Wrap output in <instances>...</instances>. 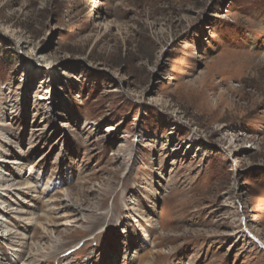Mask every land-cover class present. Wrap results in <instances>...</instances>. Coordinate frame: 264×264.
Returning a JSON list of instances; mask_svg holds the SVG:
<instances>
[{
	"label": "rangeland",
	"instance_id": "374dc122",
	"mask_svg": "<svg viewBox=\"0 0 264 264\" xmlns=\"http://www.w3.org/2000/svg\"><path fill=\"white\" fill-rule=\"evenodd\" d=\"M1 125L14 249L264 264V0H0Z\"/></svg>",
	"mask_w": 264,
	"mask_h": 264
},
{
	"label": "bare ground",
	"instance_id": "6f19581e",
	"mask_svg": "<svg viewBox=\"0 0 264 264\" xmlns=\"http://www.w3.org/2000/svg\"><path fill=\"white\" fill-rule=\"evenodd\" d=\"M48 56V55H45ZM48 58V57H47ZM53 59H48L46 65L44 66H49V61H51L50 65L54 66L55 63L54 61H52ZM61 75H63V73H60ZM8 108L6 107L5 113L6 115H8L7 113ZM44 114V113H43ZM5 115V116H6ZM3 117V116H2ZM44 117V116H43ZM48 119V118H47ZM8 125V124H7ZM7 125H1V131H3ZM37 136V135H36ZM5 143V142H3ZM13 145V144H12ZM6 150L0 149V154H4ZM9 162H5V161H0V165H1V169H9L10 165ZM4 165H8V166H4ZM28 166V165H27ZM1 172V171H0ZM13 174H10L8 179L5 181L4 179L0 178V184H3L4 182H13L14 181V177H12ZM5 177H7V175L5 174ZM172 177V176H171ZM129 178V177H128ZM31 179V178H30ZM131 182V181H130ZM134 182V181H133ZM124 183V182H123ZM167 183V181H166ZM11 184V183H10ZM168 184V183H167ZM134 185V184H133ZM34 187V186H33ZM4 188V187H3ZM7 189H5L7 194H13V190L18 191V192H22L24 189H32L31 186L27 185L21 189H14L13 185H8V187H6ZM17 188V186L15 187ZM129 188V187H128ZM183 188V187H182ZM0 191H3L2 188H0ZM12 190V191H11ZM27 192V191H26ZM30 192H33L32 190ZM40 192V191H39ZM109 192V191H108ZM174 193V192H173ZM177 193V192H176ZM1 194V192H0ZM21 194V193H20ZM34 194V193H33ZM36 194V193H35ZM40 194V193H39ZM6 195V194H5ZM19 195V194H18ZM174 195V194H173ZM0 196H4L0 195ZM16 196V195H15ZM6 197V196H5ZM18 198V197H17ZM183 198V197H182ZM126 197H124L123 200H125ZM10 200V199H9ZM19 200V199H18ZM182 201V199L180 200ZM24 202V201H22ZM116 202V204H115ZM115 202H114V206L110 212V216L109 219L106 220V226L105 229L106 231H104V234L106 233H110V232H114L115 230L118 229L119 225L121 224V221L123 219H125L124 216V212L130 210L129 204L126 201H122V203H120V205H118V199L117 197H115ZM181 203V202H180ZM225 203V202H224ZM18 206V205H17ZM8 208V207H7ZM6 209V208H5ZM4 209V210H5ZM77 209V208H76ZM183 209V208H182ZM24 213L22 210L21 211H17V209H9L5 210V211H0V264H32L31 262L36 258H40L38 260L37 264H44V263H49V264H79L77 261L80 260L79 258H83L86 260H92L95 257V251L98 247V245L101 242L102 237H98V238H94L92 242L90 241H84L83 244L80 246L79 249H77L75 252H71V253H64L62 252V254L60 253V251L62 250H58L60 249L61 244L59 243V239L53 240L52 241V245H49L48 248H46V250H40V247H31L30 246V250L28 253H26V249H27V244L25 242H21L20 244L22 245V247H20L19 250L14 249L15 247L18 246L17 243H19V237L17 236L18 232L15 230V228H10L9 229V224H8V220L9 217L14 218L13 216L16 214H21ZM135 213V212H133ZM139 214V212H138ZM194 217V215H193ZM184 219V218H183ZM145 220V219H144ZM189 220V219H188ZM186 221V220H185ZM143 222V221H142ZM147 222V221H146ZM144 223V222H143ZM151 223V222H150ZM180 223V222H179ZM178 223V224H179ZM8 224V225H7ZM149 224V223H148ZM29 224H25V226L28 228ZM150 225V224H149ZM184 225V222H183ZM32 226H34L32 224ZM70 226V225H69ZM192 226V225H191ZM153 227V226H152ZM46 228V226H45ZM58 228V227H57ZM161 230V229H160ZM179 230V229H178ZM49 231V230H48ZM159 231V230H158ZM47 232V231H46ZM53 232V231H52ZM163 232V231H162ZM166 232V231H165ZM51 233V231H50ZM126 234V237L129 236L128 232H124ZM47 234V233H46ZM45 234V235H46ZM51 235V234H50ZM85 237V233L82 234ZM108 235V234H106ZM159 235V234H158ZM165 235V234H164ZM24 236V235H23ZM87 236V235H86ZM171 236V235H169ZM184 236V235H182ZM51 237V236H50ZM53 237V236H52ZM180 237V236H179ZM55 239V238H54ZM22 240V239H21ZM50 240V238H49ZM103 240V239H102ZM24 241V239H23ZM29 241V240H28ZM160 241V240H159ZM17 242V243H16ZM51 242V241H50ZM208 242V241H207ZM94 243V244H93ZM161 243V241H160ZM168 243V242H167ZM172 243V242H171ZM59 244V245H58ZM70 244V243H69ZM93 244V245H92ZM159 244V243H158ZM169 244V243H168ZM174 244V241H173ZM186 244V243H185ZM197 244V243H195ZM220 244V243H219ZM67 245V244H66ZM182 245V243H181ZM65 246V245H64ZM173 246V245H172ZM195 246V245H194ZM201 246V244H200ZM67 247V246H65ZM64 247V248H65ZM170 247V246H169ZM178 247V246H177ZM199 247V245H198ZM160 248V247H159ZM174 248V247H173ZM176 248V247H175ZM195 248V247H194ZM193 249V247H192ZM199 249V248H198ZM5 250L9 251L8 255H5ZM28 250V249H27ZM190 250V249H189ZM196 250V249H195ZM46 251V252H44ZM167 251V250H166ZM200 251V250H199ZM82 254L80 256H78V254ZM160 253V252H159ZM167 253V252H166ZM165 253V254H166ZM206 258H208L209 256H213V254H215V252L213 253V251L211 250V246H207L206 249ZM157 254V253H156ZM170 254V253H169ZM173 254V253H172ZM194 254V253H193ZM161 255V254H160ZM162 256V255H161ZM167 256V255H166ZM169 256V255H168ZM191 256V255H190ZM196 256V254H195ZM174 258V256H173ZM192 258V256L190 257V259ZM197 258V257H196ZM78 259V260H77ZM31 260V261H30ZM163 260V259H162ZM188 260V259H187ZM193 260V259H192ZM216 261V260H215ZM165 262V261H164ZM35 263V262H34ZM33 263V264H34ZM225 263V262H224ZM161 264V263H160Z\"/></svg>",
	"mask_w": 264,
	"mask_h": 264
}]
</instances>
